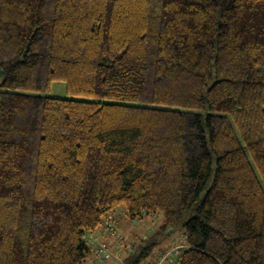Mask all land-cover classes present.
<instances>
[{
	"label": "trees",
	"instance_id": "trees-1",
	"mask_svg": "<svg viewBox=\"0 0 264 264\" xmlns=\"http://www.w3.org/2000/svg\"><path fill=\"white\" fill-rule=\"evenodd\" d=\"M122 204L123 264H264V0H0V264H107Z\"/></svg>",
	"mask_w": 264,
	"mask_h": 264
},
{
	"label": "rangeland",
	"instance_id": "rangeland-1",
	"mask_svg": "<svg viewBox=\"0 0 264 264\" xmlns=\"http://www.w3.org/2000/svg\"><path fill=\"white\" fill-rule=\"evenodd\" d=\"M51 94L57 96H66L67 94L65 83L55 81L53 83ZM114 213L115 217L112 221V224L114 226L116 234L111 236V234L107 233L105 234V236H103L99 231L95 233V236H103L100 239L106 240L110 243V245H114L116 242H118V244L130 243L133 244L134 247L144 245L146 244V242H148V239L152 238L150 236L157 231V229L159 228V223L161 224L162 221V215L159 214H157L155 217H146L141 221L131 220L126 216V207L124 204L119 205V207L115 210ZM181 234V230H176L172 232V234L168 235V237L162 239V242H159L157 246L153 249L152 253L148 257L144 258L140 264H147L156 260L161 254V250H168L174 247L179 240L183 243L184 240ZM174 238H177L175 243ZM93 256L94 254L92 253L91 257L88 258L84 264H92ZM123 263V260L121 261V263H119V261L114 262V260H112L107 264Z\"/></svg>",
	"mask_w": 264,
	"mask_h": 264
},
{
	"label": "built area",
	"instance_id": "built-area-1",
	"mask_svg": "<svg viewBox=\"0 0 264 264\" xmlns=\"http://www.w3.org/2000/svg\"><path fill=\"white\" fill-rule=\"evenodd\" d=\"M111 232L114 235L115 231L111 227ZM125 250L127 251H132L134 250V245L133 244H118L116 248H108L106 244L102 243L98 249H97V254H98V262L103 261L104 259L110 258L112 260H122L125 254ZM173 251V254L176 255L178 254V249L175 248ZM169 252L165 253L163 256H160V260L157 262H154L153 264H162L163 260L169 256Z\"/></svg>",
	"mask_w": 264,
	"mask_h": 264
},
{
	"label": "crops",
	"instance_id": "crops-1",
	"mask_svg": "<svg viewBox=\"0 0 264 264\" xmlns=\"http://www.w3.org/2000/svg\"><path fill=\"white\" fill-rule=\"evenodd\" d=\"M103 237V236H102Z\"/></svg>",
	"mask_w": 264,
	"mask_h": 264
}]
</instances>
